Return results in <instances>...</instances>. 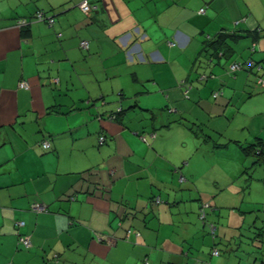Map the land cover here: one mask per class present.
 Wrapping results in <instances>:
<instances>
[{
  "label": "crops",
  "instance_id": "obj_1",
  "mask_svg": "<svg viewBox=\"0 0 264 264\" xmlns=\"http://www.w3.org/2000/svg\"><path fill=\"white\" fill-rule=\"evenodd\" d=\"M80 2L0 0V264H264V191L251 187L264 164L242 147L264 137V0ZM40 10L55 23L18 24ZM221 29L230 49L213 63L205 41ZM248 59L260 63L239 71L243 89H223L229 64ZM202 73L252 122L188 123L183 96ZM230 145L250 191L204 182L223 176L212 161Z\"/></svg>",
  "mask_w": 264,
  "mask_h": 264
},
{
  "label": "rangeland",
  "instance_id": "obj_2",
  "mask_svg": "<svg viewBox=\"0 0 264 264\" xmlns=\"http://www.w3.org/2000/svg\"><path fill=\"white\" fill-rule=\"evenodd\" d=\"M189 52L185 53V59L187 60L189 57ZM188 61V60H187ZM230 65V64H229ZM223 67V66H222ZM264 74V71L262 72ZM261 73V74H262ZM262 74V75H263ZM229 75V81L225 82L224 84H221L222 88L225 89L224 86H228V87H233L235 88L236 84H240L239 89L242 90L243 85H244V81L242 79V77L238 78L237 75L242 76L243 72H238L237 75L234 74H228ZM264 77V76H263ZM214 78H209V80L207 81V83H202L199 84L200 85V89H197V86L195 87V89L198 90V93L195 97V99L193 98V96L186 95L184 94L183 96V100L185 101L183 104V109L186 107L187 109V122H194L196 120H199L200 122H204L206 123V125L208 127L211 126H221V128L224 129L225 131H236V124H243L246 120V122H252L250 120L252 119H244L243 117H241L238 113V105H234V102L236 101V99L231 100L233 103H227V99L229 98V96H225L227 95L226 92L224 93V90L222 91V89L219 88H215L212 84V80ZM238 80V83L236 82ZM242 80V81H241ZM191 83L197 84V81H192ZM235 84V85H234ZM220 86V87H221ZM219 90L220 94L219 97H215L214 93ZM225 94V95H224ZM201 98V100H200ZM220 98V100H223L225 98L224 103H222V105H218V99ZM227 103V104H226ZM245 104V103H244ZM243 108L246 109V105H243ZM168 111V110H167ZM221 114V115H220ZM226 117H232V119L234 120L235 126H230L227 123V120L225 119ZM151 115L147 116L146 122H148V125L151 123ZM185 121V122H186ZM260 122L259 125H261V123H264V116H260L259 119H255V122ZM188 122V123H190ZM157 124H160V122L156 121ZM198 125V123H197ZM197 125H193L194 127H197ZM186 126V125H183ZM158 130L162 129V126H158ZM253 132V131H251ZM217 135V134H215ZM219 137H223L222 139H225L227 137L224 136H220L217 135ZM236 136H242L241 131L239 130V132L236 134ZM223 154L225 155H230L232 156V164H230L228 162L227 159L224 160L225 156H223ZM211 156H214V153L211 154ZM217 161H212L215 165H216V171L219 172L218 174H222L223 176H214V178L218 181V183H215L212 179H205L204 182L205 183H209L212 181V184H216V191H218L219 187H224L226 184H228L227 186H232V183L235 184L232 187H235L234 191L239 190L240 183L243 184V187H246L247 189H244L243 191H250L249 189V185H247V181L245 179V177H247L249 174L246 173H241V171L244 169V158L242 157V155L239 153V151H235V147L233 146H229L228 148H220V151H218L217 153ZM252 157H250L249 162H252ZM188 161L185 160L181 163V165L185 166ZM260 166L262 167L263 164H260ZM231 175L230 177L226 176V175ZM245 174V175H243ZM225 177H227L225 179ZM241 179V180H240ZM211 180V181H210ZM240 180V181H239ZM252 189L256 188L257 191H264V183L263 182H259L254 184L253 186H251ZM226 188L223 189V191H225ZM231 190V189H230ZM232 191V190H231ZM240 203V202H239ZM247 202H244L243 205L244 207L245 204ZM242 204V203H241ZM262 260V258H261Z\"/></svg>",
  "mask_w": 264,
  "mask_h": 264
},
{
  "label": "trees",
  "instance_id": "obj_3",
  "mask_svg": "<svg viewBox=\"0 0 264 264\" xmlns=\"http://www.w3.org/2000/svg\"><path fill=\"white\" fill-rule=\"evenodd\" d=\"M39 12H42L44 14L45 19L39 20L38 15H37ZM50 18H54V21L51 22L50 21ZM21 19H26L28 21L25 25H28L32 20L46 21V22L49 23V25H53L55 23V17L53 15H49L48 13H46L45 11H42V10L38 11L31 19H27V18H21ZM21 19L18 20V24H19V21ZM22 26H24V25H22ZM231 35H232V33H229L228 31H225V30H222L221 29L219 32H217L213 36H210L208 38V40L205 41L204 53H206L205 54L206 57H208L209 59H211L210 60L211 62H213V63L216 62V61H214V59L215 58H219L220 57V54H222L224 56L228 55V52H229V49H230L228 47L229 46V43H230L228 41V39L231 38ZM83 40H87V39H83ZM87 41H89V40H87ZM81 46L83 47L82 44H81ZM89 47H90V42H89ZM89 47L88 48L83 47V48L89 49ZM254 47L252 48L253 51L256 50V48H254ZM259 63L260 62L255 63L254 60H249V59L248 60H244V61H235V62H232L229 65V71H230L231 74L237 75L238 72L241 71L244 68H256V65H258ZM233 64H239L240 66L238 68H236V69H232V65ZM259 69L260 68H258V70H257L258 71L257 72V76L259 77L260 83L264 86V83H263L264 82V78L262 77V74L259 72ZM213 76H215L214 73H205V74L202 73V74L199 75L198 80L203 81V80L208 79L209 77H213ZM191 82H192V80H189L187 83H185V85L183 84V86H184V88L186 90H188L190 87H192L191 85H193V83H191ZM185 94L187 95V93H185ZM219 94H220V91H216L214 93V96L215 97H219ZM118 112L121 113L122 112V108L119 109ZM117 113L115 112V113L111 114L110 115L111 116V119H116L117 116H118ZM154 135H155V133H154ZM102 136L104 137V141H105L106 140V136L105 135H102ZM144 139H145V136H144ZM242 147H243V150L247 154H249V155L252 156V160H253V162L255 164H264V137L263 136H256L251 142H249L247 145H243ZM155 200H156V197H155ZM209 205H210V203H204L203 206H202V209H201V213L200 214H201L202 220H204V221H208L207 220V207ZM23 223L24 222L20 221L18 224H21L22 225ZM22 236H29V235H27V234H20V236H19V244H22V245L26 246L21 241V237ZM29 238L31 239L30 236H29ZM31 242H32V239H31ZM32 244H33V242H32ZM26 247H30V246H26ZM218 251H219V253L218 254H215V255H219L221 253V250L220 249H218Z\"/></svg>",
  "mask_w": 264,
  "mask_h": 264
},
{
  "label": "built area",
  "instance_id": "obj_4",
  "mask_svg": "<svg viewBox=\"0 0 264 264\" xmlns=\"http://www.w3.org/2000/svg\"><path fill=\"white\" fill-rule=\"evenodd\" d=\"M80 7L83 9V11H85L86 13H90L91 11L95 10L97 8L96 5L92 4L90 2V0H81L80 2ZM201 11H204V9H201ZM38 18L39 20H43L45 19V16L42 12H39L38 14ZM50 21L53 22L54 21V18H50ZM28 21L26 19H21L19 21V25H25ZM81 44L83 45V47H86L88 48L89 47V41L87 40H83L81 42ZM240 65L239 64H233L232 65V69H236L238 68ZM264 83V82H263ZM20 86L21 87H28V82L27 81H22L20 83ZM101 141H104V137L102 136L101 137ZM43 146L45 148H50L51 147V144L49 141H44L43 143ZM159 200V199H158ZM32 209L36 212H42V211H47V205L46 204H33L32 206ZM21 241L26 245V246H31L32 242H31V239L29 238V236H22L21 237ZM214 254H218L219 251L217 248L214 249L213 251Z\"/></svg>",
  "mask_w": 264,
  "mask_h": 264
}]
</instances>
